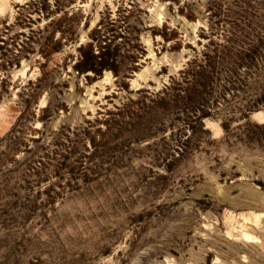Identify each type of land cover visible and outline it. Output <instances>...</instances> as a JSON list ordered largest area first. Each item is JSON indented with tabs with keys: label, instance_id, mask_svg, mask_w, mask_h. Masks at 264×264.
<instances>
[{
	"label": "rangeland",
	"instance_id": "374dc122",
	"mask_svg": "<svg viewBox=\"0 0 264 264\" xmlns=\"http://www.w3.org/2000/svg\"><path fill=\"white\" fill-rule=\"evenodd\" d=\"M0 264H264V0H0Z\"/></svg>",
	"mask_w": 264,
	"mask_h": 264
}]
</instances>
